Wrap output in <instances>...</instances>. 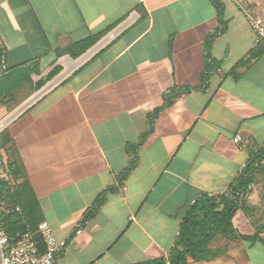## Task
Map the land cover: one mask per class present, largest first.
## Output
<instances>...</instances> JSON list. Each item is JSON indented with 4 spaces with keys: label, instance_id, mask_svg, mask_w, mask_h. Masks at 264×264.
<instances>
[{
    "label": "crops",
    "instance_id": "1",
    "mask_svg": "<svg viewBox=\"0 0 264 264\" xmlns=\"http://www.w3.org/2000/svg\"><path fill=\"white\" fill-rule=\"evenodd\" d=\"M222 2L227 26L208 48L220 27L210 0H0L5 64L30 82L16 109L57 80L7 125L42 221L65 244L58 264L168 258L192 202L230 194L264 150V51L250 59L249 18L232 33L239 4ZM102 34L86 58L70 54ZM242 200L235 228L264 237V173ZM226 241L219 258L186 264H264L261 241Z\"/></svg>",
    "mask_w": 264,
    "mask_h": 264
},
{
    "label": "trees",
    "instance_id": "2",
    "mask_svg": "<svg viewBox=\"0 0 264 264\" xmlns=\"http://www.w3.org/2000/svg\"><path fill=\"white\" fill-rule=\"evenodd\" d=\"M210 2L218 12L220 27L208 36V48L227 26L225 5L222 0H210ZM107 32L103 34H107ZM103 34L76 42L69 49L71 50L70 54L74 58L83 55L102 38ZM253 51L250 59L259 56L264 51V47L254 48ZM4 58L5 49L0 36V68ZM248 61L244 60L242 64H246ZM13 71L15 69L9 70L8 68L2 72L0 71V110L4 106H10L13 101H17L18 90L26 82L25 76L20 79H13V76L10 75ZM57 71L58 69L43 81H37L35 90H40L56 75ZM210 72L209 69L204 72L203 81L207 80ZM13 104L15 105V103ZM14 147V139L8 125H6L0 131V152L5 151L8 154L9 163H6L1 157L0 159L4 162L10 181L0 178V207L8 206L12 207L13 210L3 213L0 228L10 236H15L17 232L32 231L39 238L38 228L43 222L41 207L30 180L15 155ZM136 155L134 153V159L130 167L124 171V175L135 166ZM262 155H264V150L260 151L259 154H253L246 169L231 186L230 194L216 196L206 194L195 201L182 220L178 239L168 258L162 257L134 264H186L189 259L195 262H210L224 255L227 251L226 247L222 249L212 246L215 239L219 237L230 241L246 240L255 242L259 240L264 244V238L260 237L258 233L254 235L240 234L233 224L235 214L244 206L242 198L247 193L249 186L255 181L258 173H264V165L260 160ZM102 201L103 199H98L96 205L92 207L89 217L95 214ZM16 207H19L20 210H16Z\"/></svg>",
    "mask_w": 264,
    "mask_h": 264
},
{
    "label": "built area",
    "instance_id": "3",
    "mask_svg": "<svg viewBox=\"0 0 264 264\" xmlns=\"http://www.w3.org/2000/svg\"><path fill=\"white\" fill-rule=\"evenodd\" d=\"M245 14L249 18L251 29L255 35L254 48L264 47V11L255 13L248 6L239 3ZM7 69L5 58L3 59L0 71ZM235 141L239 143L241 136L237 135ZM247 163L242 166V172L246 169ZM0 178L10 181L8 171L4 162L0 159ZM195 203V200L192 202ZM12 207H0V221L5 212L12 211ZM16 210H20L16 207ZM80 232V230H78ZM39 238L32 231L17 232L15 236H10L0 228V244L2 247V264H58L59 255L65 244L60 241L49 223L42 222L38 228ZM43 244V249L40 248Z\"/></svg>",
    "mask_w": 264,
    "mask_h": 264
},
{
    "label": "rangeland",
    "instance_id": "4",
    "mask_svg": "<svg viewBox=\"0 0 264 264\" xmlns=\"http://www.w3.org/2000/svg\"><path fill=\"white\" fill-rule=\"evenodd\" d=\"M239 3H241L244 6H248V9L250 8L253 12L255 13H262L264 11V0H237ZM236 3V1H234ZM237 4V3H236ZM231 7V12L234 14L235 19L231 21V24L234 25L232 26V33L234 32H239L241 27L245 24L246 17L244 14L243 8L240 9V6L235 7V6H230ZM237 27H240L238 30ZM27 84L30 82L26 81ZM31 86L32 83H31ZM19 96V93H17L16 97ZM13 104V103H12ZM11 104V105H12ZM6 106V108H3V112H0V124L4 122L6 119H8L13 113H15L18 109H16L15 105L13 104L12 106ZM6 126H4L2 129H4ZM1 129V130H2ZM0 130V131H1ZM0 157L6 161V163H9V158L8 154L5 151L0 152ZM221 238V239H220ZM216 238L215 241L213 242L212 246L213 247H220V248H225L226 247V240L222 237ZM264 238V237H262ZM219 258V257H218ZM191 264H194L191 262Z\"/></svg>",
    "mask_w": 264,
    "mask_h": 264
},
{
    "label": "water",
    "instance_id": "5",
    "mask_svg": "<svg viewBox=\"0 0 264 264\" xmlns=\"http://www.w3.org/2000/svg\"><path fill=\"white\" fill-rule=\"evenodd\" d=\"M94 49L95 48H93L90 51H88L82 58H86L89 54H91V52H93ZM56 82H57V80H55L52 83H50L47 87H45L39 93H37L36 95H34V97L32 99H30L26 104H24L22 107H20L15 113H13L8 119H6L4 122H2L0 124V130L4 126H6L14 117H16L19 113H21L23 110H25L27 107H29L34 101H36L43 93H45ZM2 255H3V251H2L1 244H0V264H2Z\"/></svg>",
    "mask_w": 264,
    "mask_h": 264
}]
</instances>
